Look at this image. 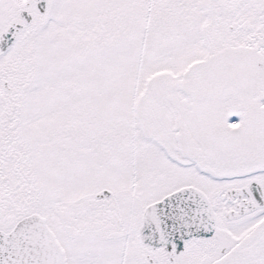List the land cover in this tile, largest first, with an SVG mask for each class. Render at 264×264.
<instances>
[{"label":"snow or ice","instance_id":"6c2138e0","mask_svg":"<svg viewBox=\"0 0 264 264\" xmlns=\"http://www.w3.org/2000/svg\"><path fill=\"white\" fill-rule=\"evenodd\" d=\"M0 264H264V0H0Z\"/></svg>","mask_w":264,"mask_h":264}]
</instances>
